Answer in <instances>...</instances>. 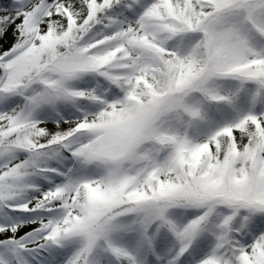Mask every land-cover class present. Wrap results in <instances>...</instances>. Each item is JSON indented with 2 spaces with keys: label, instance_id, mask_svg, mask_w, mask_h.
<instances>
[{
  "label": "snow or ice",
  "instance_id": "6c2138e0",
  "mask_svg": "<svg viewBox=\"0 0 264 264\" xmlns=\"http://www.w3.org/2000/svg\"><path fill=\"white\" fill-rule=\"evenodd\" d=\"M0 264H264V0H0Z\"/></svg>",
  "mask_w": 264,
  "mask_h": 264
}]
</instances>
